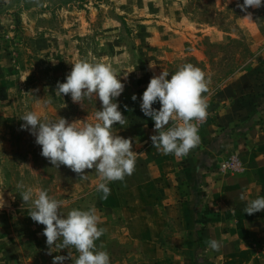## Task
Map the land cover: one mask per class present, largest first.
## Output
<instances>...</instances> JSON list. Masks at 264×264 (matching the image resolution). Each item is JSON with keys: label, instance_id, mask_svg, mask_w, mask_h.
Returning <instances> with one entry per match:
<instances>
[{"label": "rangeland", "instance_id": "obj_1", "mask_svg": "<svg viewBox=\"0 0 264 264\" xmlns=\"http://www.w3.org/2000/svg\"><path fill=\"white\" fill-rule=\"evenodd\" d=\"M237 4L243 0H0V195L5 202L0 208V264H53V257L68 256L69 249H49L45 226L28 215L32 205H24L19 192L29 187L62 201L64 217L73 209L94 207L101 217L98 228L120 224L114 218L102 220L96 191L101 181L94 168L85 170V178L64 165L57 169L41 155L35 136L21 129V118L31 111L42 122H55L57 116L69 123L98 122L101 102L95 96L82 105L70 95L55 96L57 82H66L72 63L80 61L110 64L125 85L116 102L128 123L114 124L112 132L130 138L132 150L144 146L137 135L153 121L140 108L150 78L166 71L170 80L187 63L205 73L208 115L195 122L198 146L179 157L186 170L181 182L170 187L179 200L172 205L175 221L170 216L164 241L167 264H210L206 213L219 214L220 208L211 210L205 203L204 174L207 167L216 177L237 173L242 163L235 147L231 150L234 124L211 130L203 126L230 107L235 116L241 110L244 122L257 120L264 127V7L246 13ZM248 13L251 18L245 17ZM227 162L230 166L223 167ZM113 235H106L103 247L96 244L97 250L115 253V258L139 252L128 236ZM71 255L63 264H75L74 248Z\"/></svg>", "mask_w": 264, "mask_h": 264}, {"label": "clouds", "instance_id": "obj_2", "mask_svg": "<svg viewBox=\"0 0 264 264\" xmlns=\"http://www.w3.org/2000/svg\"><path fill=\"white\" fill-rule=\"evenodd\" d=\"M237 7L247 13L249 8L264 7V0H243V4H237ZM245 17L251 18V13ZM72 65L66 82H57L55 96L70 95L73 103L81 105L85 98L95 96L101 102V109L95 113L98 122L69 123L58 116L55 122H42L38 113L31 111L21 118L25 122L21 129L35 136V143L41 146V155L57 169L64 165L80 178H85V170L94 168L101 181L96 191L102 192L101 199L106 200L110 195L108 183L123 181L135 170L136 153L132 151V140L112 132L114 124L123 127L128 123L116 102L125 85L110 64L80 61ZM150 67L154 66L150 63ZM168 76V72L162 71L150 78L142 94L140 108L145 116L154 120L157 134L150 137L154 148L163 155L183 157L200 143L195 122L205 121L208 115L203 96L208 90V82L205 73L191 63L180 67L170 80ZM131 99L136 101L137 96L133 94ZM157 102L161 105L159 110L153 108ZM170 124L172 126L168 127ZM17 188L23 189L24 186L18 184ZM19 194L24 205H32L28 214L31 219L45 226L43 235L49 249L57 246L69 249L68 256L53 257V264H63L66 259H72V248L78 253L75 264H110L109 254L97 250L95 243L106 229L98 228L101 217L94 207L86 211L73 209L64 217L59 211L63 202L50 197L47 191L29 187ZM240 199L246 200L247 197L241 194ZM4 203L2 194L0 208ZM261 210H264V197L248 201L244 213L252 215ZM57 241L62 242L58 245ZM206 243L212 250H220L218 241Z\"/></svg>", "mask_w": 264, "mask_h": 264}, {"label": "crops", "instance_id": "obj_3", "mask_svg": "<svg viewBox=\"0 0 264 264\" xmlns=\"http://www.w3.org/2000/svg\"><path fill=\"white\" fill-rule=\"evenodd\" d=\"M240 111L235 116L232 108L222 109L203 126L211 130L234 124L232 130L236 127L237 133L231 150L235 147L242 163V170L237 173L216 177L210 172L212 168L207 167L209 171L204 174L205 203L211 210L220 208L219 214L206 213L210 218L204 228L206 242L220 243L219 251L205 243L210 264H264V210L252 215L244 213L248 201L264 197V127L257 120L244 122ZM156 134L153 120L137 135L138 143L144 146L133 147L136 153L133 174L123 181L109 182L110 195L106 200L101 199L102 192L98 195L103 203L102 220L114 218L112 222L117 219L120 224L111 226L107 222L105 233L95 243L101 245L109 240L107 237L118 234L121 238L128 236L139 249L134 257L115 258L112 253L110 264H167L165 234L170 230V216L175 221L172 205L179 200L170 187L181 182L180 176L184 178L186 169L181 170L179 157L163 155L154 148L150 137ZM241 194L247 199L241 200Z\"/></svg>", "mask_w": 264, "mask_h": 264}, {"label": "built area", "instance_id": "obj_4", "mask_svg": "<svg viewBox=\"0 0 264 264\" xmlns=\"http://www.w3.org/2000/svg\"><path fill=\"white\" fill-rule=\"evenodd\" d=\"M222 166L227 167V166H230V164H229V162H227V163H224Z\"/></svg>", "mask_w": 264, "mask_h": 264}]
</instances>
